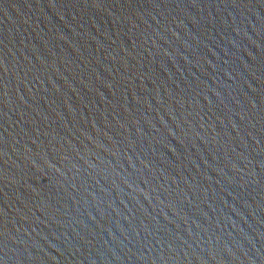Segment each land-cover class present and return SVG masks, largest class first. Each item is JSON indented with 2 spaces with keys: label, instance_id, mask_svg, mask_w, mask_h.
<instances>
[{
  "label": "water",
  "instance_id": "obj_1",
  "mask_svg": "<svg viewBox=\"0 0 264 264\" xmlns=\"http://www.w3.org/2000/svg\"><path fill=\"white\" fill-rule=\"evenodd\" d=\"M0 264H264V0H0Z\"/></svg>",
  "mask_w": 264,
  "mask_h": 264
}]
</instances>
